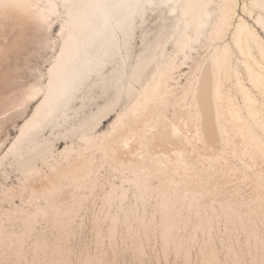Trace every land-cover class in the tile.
Returning a JSON list of instances; mask_svg holds the SVG:
<instances>
[{
  "label": "snow or ice",
  "instance_id": "snow-or-ice-1",
  "mask_svg": "<svg viewBox=\"0 0 264 264\" xmlns=\"http://www.w3.org/2000/svg\"><path fill=\"white\" fill-rule=\"evenodd\" d=\"M0 264H264V0H0Z\"/></svg>",
  "mask_w": 264,
  "mask_h": 264
},
{
  "label": "bare ground",
  "instance_id": "bare-ground-1",
  "mask_svg": "<svg viewBox=\"0 0 264 264\" xmlns=\"http://www.w3.org/2000/svg\"><path fill=\"white\" fill-rule=\"evenodd\" d=\"M77 106H79V105H77ZM34 110H35V108L33 107V108L31 109V111H34ZM30 114H31V113L29 112V115H30ZM18 126H22V124H20V122H17V126H13V127L15 128L16 134H18ZM48 134H49V135H60L59 128L56 129L55 133H53L51 130H49V133H48ZM57 143H58V144H63V140H58Z\"/></svg>",
  "mask_w": 264,
  "mask_h": 264
},
{
  "label": "rangeland",
  "instance_id": "rangeland-1",
  "mask_svg": "<svg viewBox=\"0 0 264 264\" xmlns=\"http://www.w3.org/2000/svg\"><path fill=\"white\" fill-rule=\"evenodd\" d=\"M10 135H16V131H15V128L13 127L12 129H11V132L9 133ZM62 145V144H61Z\"/></svg>",
  "mask_w": 264,
  "mask_h": 264
}]
</instances>
